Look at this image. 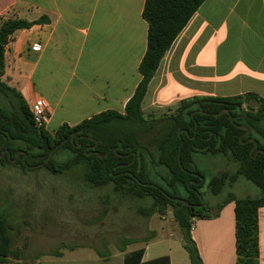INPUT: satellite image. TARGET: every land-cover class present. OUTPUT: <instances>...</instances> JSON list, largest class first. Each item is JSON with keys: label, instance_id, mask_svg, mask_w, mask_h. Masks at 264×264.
<instances>
[{"label": "crops", "instance_id": "0c3cea01", "mask_svg": "<svg viewBox=\"0 0 264 264\" xmlns=\"http://www.w3.org/2000/svg\"><path fill=\"white\" fill-rule=\"evenodd\" d=\"M145 2L0 0V24L39 21L11 36L2 81L20 92L29 107L39 98L47 100L50 133L105 111L123 114L142 80L139 66L148 43ZM245 94L264 100V0H206L162 59L142 110L171 114L192 98ZM216 213L196 218L191 238L202 264H236L235 203ZM168 218L169 228L113 254L59 255L27 264H191L183 229L173 214ZM258 222L259 264H264V206Z\"/></svg>", "mask_w": 264, "mask_h": 264}, {"label": "trees", "instance_id": "16d2710c", "mask_svg": "<svg viewBox=\"0 0 264 264\" xmlns=\"http://www.w3.org/2000/svg\"><path fill=\"white\" fill-rule=\"evenodd\" d=\"M205 1L146 0L143 19L148 23V43L139 66L142 80L127 103L125 112L105 111L74 127L63 125L54 133L37 128L21 93L2 81L5 46L11 36L18 30L30 29L39 21H2L0 94L7 100L8 106H0V148L4 144L2 150H8L10 158L6 153L0 162L29 170L23 162V155L13 164L12 160L19 151L27 153V165H39L47 160L56 146L67 140L42 168L54 175H62L82 166L83 179L91 188L112 185L114 191L123 197L151 199L153 202L147 216L167 206L172 207L174 219L183 229L185 249L191 264H202L190 235L191 220L210 217V207L206 205L193 209L169 197L181 198L193 206L206 203L201 192L206 180L197 167L195 157H225L237 163L238 169L234 174L224 172L210 179L208 187L211 193L215 196L220 194L227 184L234 183L239 176L254 184L260 193L246 197L230 195L217 205L214 217L227 203H235L236 264H259L258 211L264 206V154L258 153L255 157V151L252 154L250 152L253 143L242 142L255 138L258 143L255 150H264V100L255 94L204 97L183 101L171 114L146 115L142 110L149 84L162 59ZM225 109L228 114L213 115ZM229 116H232L237 126H247L251 133L240 140L245 131L234 126ZM95 144L97 146L92 150ZM111 149L123 156L109 152ZM62 152L68 157L57 161L56 157ZM95 152L99 155L109 154L100 158ZM147 160L167 170L170 176L168 179L163 178L166 187L150 179ZM179 188L185 191V196L178 193ZM135 241L128 239L125 243ZM18 260L19 255L13 250V226L6 216L0 215V264H16Z\"/></svg>", "mask_w": 264, "mask_h": 264}, {"label": "rangeland", "instance_id": "374dc122", "mask_svg": "<svg viewBox=\"0 0 264 264\" xmlns=\"http://www.w3.org/2000/svg\"><path fill=\"white\" fill-rule=\"evenodd\" d=\"M0 106H8L1 94ZM66 157L62 152L56 160ZM195 162L206 180L201 192L211 213L230 195L246 197L260 193L254 184L239 176L215 196L208 187L210 179L224 172L236 173L238 164L225 157L204 155H197ZM146 167L150 179L166 187L163 178H169L167 170L150 160ZM83 173L82 166L54 175L42 167L23 170L18 165L0 162V215L6 216L13 226V250L19 255L18 262L36 263L55 254L70 258L113 254L128 239H142L161 227L171 226L168 216L173 213L172 207L160 210L167 212L166 217L158 212L147 216L151 199L123 197L112 185L91 188ZM178 193L186 195L181 188Z\"/></svg>", "mask_w": 264, "mask_h": 264}, {"label": "water", "instance_id": "95a60500", "mask_svg": "<svg viewBox=\"0 0 264 264\" xmlns=\"http://www.w3.org/2000/svg\"><path fill=\"white\" fill-rule=\"evenodd\" d=\"M0 53H1V50H0ZM223 113H227V114H228L229 112H228V110L225 109V110H222L221 112H219L218 114H213V115H214V116H219V115H221V114H223ZM229 118H230L232 124H233L234 126H237V125L234 123V120H233L232 116H229ZM237 127H239L240 129H242V130L245 131V133L241 136L240 140H242L244 137L248 136V135L251 133V130H250L247 126H245V125H240V126H237ZM179 135H181V132L179 133ZM74 138H75V135L73 134V135H72V141H73V142H74ZM66 141H67V140H64L60 145L56 146V147L50 152V154H49L47 160H46L44 163H42V164L34 165V166L27 165V163H26V159H27V156H28V155H27V153H25L24 151H19V152L16 154V157L12 160V162H13V163L16 162L17 159L19 158V156L22 154V155H23V162H24V164H25L28 168H30V169L40 168V167L44 166L45 164H47V163L51 160V158H52L54 152H55L60 146L64 145V144L66 143ZM242 143H243V144H246V143H253V147H252V149H251L250 152H251V154H252V153L255 151V157L257 156L258 153H262V154H264V150H262V149L255 150L256 147H257V145H258V143H257V141H256L255 138H250V139H248L246 142H242ZM96 145H97V144H96ZM3 146H4V144H2V146H1V148H0V152H1V154H0V158H2L3 155H4L6 152L8 153V157L10 158V152H9L8 150H2ZM109 152H114V153H115L116 155H118V156H123V155H119V154L115 151V149H111ZM109 152L106 153L105 155H99V154H97L96 152H95V153H96L100 158H104V157L108 156ZM91 154H92V152L89 153L88 155H91ZM134 160H135V159H134ZM134 160H133V161H134ZM200 179H201V182H203V178L200 177ZM146 185H148V186H151V185L154 186L153 184H146ZM199 197H200L201 200L203 201V197H202L201 195H199ZM169 198L172 199V200H174V201L181 202V203L185 204L186 206H189V207H191V208H193V209H196V208H199V207H200V206H192V205H190L189 203H187L186 201H184V200L181 199V198H172V197H169ZM202 206H206V204L203 203ZM158 213H159V216H162V217H166V216H167V212H166V211H159ZM172 214H173V213H172ZM173 216H174V214H173Z\"/></svg>", "mask_w": 264, "mask_h": 264}, {"label": "built area", "instance_id": "2783aa9c", "mask_svg": "<svg viewBox=\"0 0 264 264\" xmlns=\"http://www.w3.org/2000/svg\"><path fill=\"white\" fill-rule=\"evenodd\" d=\"M35 50L39 49V45L36 44L34 46ZM32 113V119L35 126L39 129L48 130L49 122H50V106L46 99L39 98L29 107ZM196 218H192L191 220V228L193 231L195 228Z\"/></svg>", "mask_w": 264, "mask_h": 264}, {"label": "flooded vegetation", "instance_id": "af4514ba", "mask_svg": "<svg viewBox=\"0 0 264 264\" xmlns=\"http://www.w3.org/2000/svg\"><path fill=\"white\" fill-rule=\"evenodd\" d=\"M96 146H97V145L95 144V145L92 147V150H95ZM5 150H6V149H5ZM6 153H7V152H6ZM6 153H5V154H6ZM21 155H22V154H21ZM192 206H193V205H192ZM194 206H200V207H201L202 205H194Z\"/></svg>", "mask_w": 264, "mask_h": 264}]
</instances>
